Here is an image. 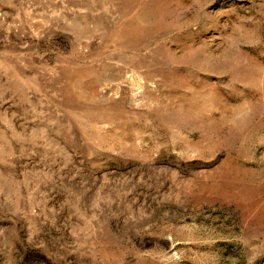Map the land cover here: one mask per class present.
<instances>
[{
    "label": "rangeland",
    "instance_id": "1",
    "mask_svg": "<svg viewBox=\"0 0 264 264\" xmlns=\"http://www.w3.org/2000/svg\"><path fill=\"white\" fill-rule=\"evenodd\" d=\"M0 264H264V0H0Z\"/></svg>",
    "mask_w": 264,
    "mask_h": 264
}]
</instances>
